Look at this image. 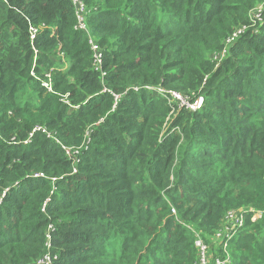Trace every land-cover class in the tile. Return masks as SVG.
Masks as SVG:
<instances>
[{"label":"trees","instance_id":"obj_1","mask_svg":"<svg viewBox=\"0 0 264 264\" xmlns=\"http://www.w3.org/2000/svg\"><path fill=\"white\" fill-rule=\"evenodd\" d=\"M84 2L114 109L70 0H0V264H37L50 223L52 264H195L197 233L222 254L214 235L240 207L263 215L229 240L230 264H264V0ZM157 85L204 105L171 113ZM37 124L60 142L27 141ZM89 129L73 173L62 144Z\"/></svg>","mask_w":264,"mask_h":264},{"label":"built area","instance_id":"obj_2","mask_svg":"<svg viewBox=\"0 0 264 264\" xmlns=\"http://www.w3.org/2000/svg\"><path fill=\"white\" fill-rule=\"evenodd\" d=\"M75 8V14H76V29L84 32L88 38V43L91 48L92 52V60H93V68L96 72L99 73L100 78L102 80V83L104 85L105 77L107 75V71L104 68V52L102 46L99 44L98 39L95 37V35L92 34V32L89 29V26L87 24V15L89 13L88 6L84 2V0H70ZM260 8L257 10H254L252 12V26H256L257 23H261L263 20L262 17V11L264 9V5L259 6ZM248 25L243 24L238 26L234 31L225 39V45L219 52H215L213 54V60L216 63H219L221 60L226 57L228 50L230 46L241 36L245 33L247 30ZM37 28L32 27L31 28V39L34 40L36 38ZM43 84L48 87L50 90L52 89V80H51V74L50 71L45 73V79L43 80ZM147 89H153L154 91L160 93L162 96H164L169 104L172 107L171 113H175L181 110H190V111H197L201 109L204 105V97L199 96L197 98H192L189 94H184L181 91L173 90L170 88H166L162 85L157 86H146ZM138 89V88H136ZM102 92H110L114 96V105L113 109L116 107L118 100L121 97V94H117L113 92L111 89H109L106 85H104ZM102 120V119H101ZM99 120L97 124L100 123ZM35 132H43L46 133L48 137L56 139L58 142H60L55 132L52 130H49L47 126L42 124H37L34 126L33 130L29 133V137L27 141H30ZM91 130L89 129L86 132L85 139L82 142V144L78 147L73 146H66L62 144L63 148L65 149L68 156L71 158L74 170L73 173L77 171L76 165L78 164L80 160L79 154H81L83 149H87L88 145L91 141L90 136ZM35 176H45L43 173H36ZM56 178H53V181H55ZM54 188L50 195L54 193ZM51 196H49L45 202L42 205V211H46L47 205L51 200ZM175 212V210H174ZM263 215V211L255 208H247V207H240L238 209H232L229 210L225 216L224 223L222 227H220L216 234L214 235V242L215 244H218L220 249L222 250V254L218 255L213 252H211V246L208 242H206L200 235L197 233L196 238V246L198 249V255H197V261L195 264H230L231 262V256L228 250V242L233 237V235L241 229L245 223L248 216H251V219L253 221H256L260 219ZM55 230V224L50 223L47 227L46 232V251L45 253L40 256L36 263L37 264H52L54 260L58 259V254L54 253L53 248V242H52V233Z\"/></svg>","mask_w":264,"mask_h":264},{"label":"rangeland","instance_id":"obj_3","mask_svg":"<svg viewBox=\"0 0 264 264\" xmlns=\"http://www.w3.org/2000/svg\"><path fill=\"white\" fill-rule=\"evenodd\" d=\"M261 5H264V4H261ZM261 5H260V6H261ZM259 8H260L259 6H258V7H255L254 10H257V9H259ZM254 10H253V11H254ZM84 139H85V138H84ZM53 247H54V246H53Z\"/></svg>","mask_w":264,"mask_h":264}]
</instances>
